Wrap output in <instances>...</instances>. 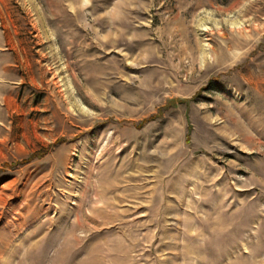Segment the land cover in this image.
<instances>
[{"label": "rangeland", "instance_id": "1", "mask_svg": "<svg viewBox=\"0 0 264 264\" xmlns=\"http://www.w3.org/2000/svg\"><path fill=\"white\" fill-rule=\"evenodd\" d=\"M0 264H264V0H0Z\"/></svg>", "mask_w": 264, "mask_h": 264}]
</instances>
